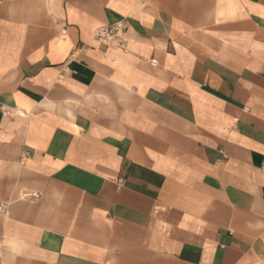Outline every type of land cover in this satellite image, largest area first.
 I'll list each match as a JSON object with an SVG mask.
<instances>
[{"label": "crops", "instance_id": "crops-1", "mask_svg": "<svg viewBox=\"0 0 264 264\" xmlns=\"http://www.w3.org/2000/svg\"><path fill=\"white\" fill-rule=\"evenodd\" d=\"M7 201L0 264H264V0H0Z\"/></svg>", "mask_w": 264, "mask_h": 264}, {"label": "built area", "instance_id": "built-area-1", "mask_svg": "<svg viewBox=\"0 0 264 264\" xmlns=\"http://www.w3.org/2000/svg\"><path fill=\"white\" fill-rule=\"evenodd\" d=\"M126 21L121 20L112 24L104 25L96 29L94 32V39L105 47H114L118 49H125L127 44V25ZM142 61L148 62L152 67L158 63L154 58H141ZM31 158L29 150H23L19 159V163L24 165L27 160ZM39 195L33 192L24 191L19 194V199H37ZM10 202H0V216H4L8 211Z\"/></svg>", "mask_w": 264, "mask_h": 264}]
</instances>
